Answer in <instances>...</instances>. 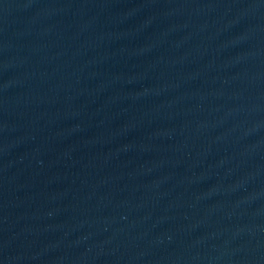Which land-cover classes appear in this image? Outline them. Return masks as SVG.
Listing matches in <instances>:
<instances>
[{
  "label": "water",
  "instance_id": "obj_1",
  "mask_svg": "<svg viewBox=\"0 0 264 264\" xmlns=\"http://www.w3.org/2000/svg\"><path fill=\"white\" fill-rule=\"evenodd\" d=\"M0 264H264V0H0Z\"/></svg>",
  "mask_w": 264,
  "mask_h": 264
}]
</instances>
